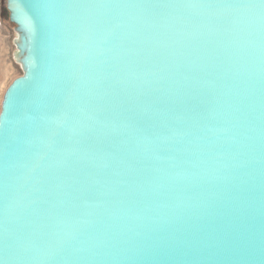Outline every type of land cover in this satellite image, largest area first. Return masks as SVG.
Listing matches in <instances>:
<instances>
[{
    "label": "water",
    "instance_id": "1",
    "mask_svg": "<svg viewBox=\"0 0 264 264\" xmlns=\"http://www.w3.org/2000/svg\"><path fill=\"white\" fill-rule=\"evenodd\" d=\"M0 264H264V0H7Z\"/></svg>",
    "mask_w": 264,
    "mask_h": 264
},
{
    "label": "rangeland",
    "instance_id": "2",
    "mask_svg": "<svg viewBox=\"0 0 264 264\" xmlns=\"http://www.w3.org/2000/svg\"><path fill=\"white\" fill-rule=\"evenodd\" d=\"M16 25L9 19L7 0H0V106L3 93L11 82L23 74L18 61Z\"/></svg>",
    "mask_w": 264,
    "mask_h": 264
},
{
    "label": "bare ground",
    "instance_id": "3",
    "mask_svg": "<svg viewBox=\"0 0 264 264\" xmlns=\"http://www.w3.org/2000/svg\"><path fill=\"white\" fill-rule=\"evenodd\" d=\"M19 40V37L17 38V41ZM17 41H16V43H17ZM21 64V63H20ZM22 65V64H21ZM12 83V82H11ZM9 87V86H8ZM7 87V88H8ZM7 88L5 89V91L7 90ZM5 91H4V93H3V96H2V100H1V106H2V101H3V97H4V94H5ZM1 106H0V111H1Z\"/></svg>",
    "mask_w": 264,
    "mask_h": 264
}]
</instances>
